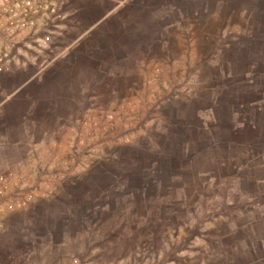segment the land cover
<instances>
[{"label": "rangeland", "instance_id": "rangeland-1", "mask_svg": "<svg viewBox=\"0 0 264 264\" xmlns=\"http://www.w3.org/2000/svg\"><path fill=\"white\" fill-rule=\"evenodd\" d=\"M82 1L127 21L97 58L123 74L135 59V83L96 86L86 66L57 88L68 153L35 164L22 187L37 196L13 224H66L68 248L19 264H264V0Z\"/></svg>", "mask_w": 264, "mask_h": 264}, {"label": "crops", "instance_id": "crops-1", "mask_svg": "<svg viewBox=\"0 0 264 264\" xmlns=\"http://www.w3.org/2000/svg\"><path fill=\"white\" fill-rule=\"evenodd\" d=\"M76 5L77 11H63L51 31L49 30L48 36L42 37V31L34 41L20 49L19 60L12 71L0 75V173L27 158L25 163L32 164L21 170V176L24 180L27 178L34 181L36 178L33 169L36 163H58V152L68 153V111L57 118L54 105L66 100L63 99V91L59 94L57 88L68 85V80L72 78L71 75L68 76L70 71L82 72L86 66H89L90 70L98 71L100 76L92 75L91 79L96 86L113 88L119 77L128 86L135 83L132 76L136 70L135 59L132 60L129 56L128 66L132 64L134 68L131 70V67H128L127 72L123 74L116 68L103 72L101 66L104 62L97 58L104 49L99 41H103L106 36H114L117 31L127 30V21L113 15L93 18L86 15V11L96 5L92 7V4L82 0L76 2ZM71 32L74 34L71 46L61 48L52 43ZM47 39L48 43L45 41ZM113 45L109 43L107 47L113 51ZM29 50H32V56H29ZM45 52H49L50 58L47 60ZM12 73L17 76L15 84L1 80ZM84 79L88 80L87 77L76 80L80 82L79 86H84L81 82ZM51 117L67 126L62 131H57L56 124L50 121ZM53 165L50 168H53ZM28 232L20 229L18 225L11 226L0 242V264H19L29 261L31 256H42L37 252L38 247L47 248L52 259L56 258L60 249L68 248L66 224L61 226L59 231L52 225H43L38 235H29ZM63 258V263L68 264V254L64 253Z\"/></svg>", "mask_w": 264, "mask_h": 264}, {"label": "built area", "instance_id": "built-area-1", "mask_svg": "<svg viewBox=\"0 0 264 264\" xmlns=\"http://www.w3.org/2000/svg\"><path fill=\"white\" fill-rule=\"evenodd\" d=\"M70 1L0 0V75L12 71L20 49L34 41L40 32L49 31ZM27 161L25 158L0 173V242L13 225V219L24 214L37 196V188L22 187L21 170L32 164ZM33 174H38L36 167Z\"/></svg>", "mask_w": 264, "mask_h": 264}]
</instances>
